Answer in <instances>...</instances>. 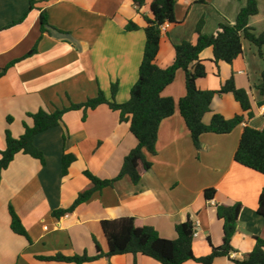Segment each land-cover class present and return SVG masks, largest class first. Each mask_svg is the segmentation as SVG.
<instances>
[{"label": "crops", "instance_id": "crops-1", "mask_svg": "<svg viewBox=\"0 0 264 264\" xmlns=\"http://www.w3.org/2000/svg\"><path fill=\"white\" fill-rule=\"evenodd\" d=\"M151 2L147 0L139 13L132 0H35L32 10L30 0H0V72L20 59L0 77V151L6 147V130L21 136L25 122L33 125L28 113L40 108L53 111L84 102L97 96L100 89L111 99L112 84H117L115 99L128 101L146 42L147 21L143 15L153 16ZM246 3L177 0V23L170 24L162 34L157 64L167 68L173 63L176 44L184 40L196 43V26L201 19L202 32L215 34L220 22L234 24ZM258 5L259 12L249 20L256 34L264 31V0H258ZM43 12L52 26L45 33L40 25ZM130 21L139 28L128 30ZM35 45L37 52L23 58ZM242 45V54L232 63H216L213 48H205L200 57L207 75L197 84L202 90H219L234 78L236 85L250 95L253 117L246 114V121L227 134L204 133L198 151L179 109V100L186 93L185 72L179 69L175 80L162 92L174 99L176 107L159 126L157 153H147L152 167L138 183L126 175L68 215L58 218L53 211L70 207L88 185L84 171L101 178L117 176L138 140L130 123L121 121L119 111L107 104L90 109L85 120L83 110L68 111L60 125L36 135L35 144L44 152L46 164L20 152L0 176V264H75L38 256L58 252L95 255V238L107 252L102 221L120 217H135L168 239H176V226L191 219L199 231L193 242L194 253L196 257L206 256L212 249L210 242L214 246L223 244L224 221L217 215V206L237 202L243 208L232 240V258L246 259L256 244L255 237L264 238V217L257 211L264 174L236 162L234 155L246 125L264 127V104H260L262 97L257 89L264 56L245 37ZM215 113L233 118L244 111L232 93H222L214 97L212 111L204 116V122L210 123ZM64 152L77 157L66 175L62 173ZM207 188L217 190L209 201L204 196ZM10 206L22 219L29 237L12 230ZM232 258L220 256L213 264H235ZM83 264L161 263L140 253H127ZM183 264L202 263L188 260Z\"/></svg>", "mask_w": 264, "mask_h": 264}, {"label": "trees", "instance_id": "trees-1", "mask_svg": "<svg viewBox=\"0 0 264 264\" xmlns=\"http://www.w3.org/2000/svg\"><path fill=\"white\" fill-rule=\"evenodd\" d=\"M132 1L137 11L141 13L147 0ZM176 3L177 0H152L151 11L153 16L143 15L147 21V26L144 28L146 42L139 66V75L130 91L128 101L120 103L115 99L117 84H112L111 99H108L104 91L100 89L97 96L88 98L84 102L71 103L69 106L56 108L53 111L40 108L36 112L28 113L33 119V125L30 126L25 122V131L21 136L15 137L10 129L6 130V147L0 151V176L3 170L8 168L14 160L16 154L20 152L39 159L45 165L44 152L35 144V137L39 133L60 125L66 112L83 110V119L85 120L90 109H95L101 104H107L111 109L119 111L121 121L130 123V130L137 138L138 144L126 155L120 172L113 178H101L89 170H85L84 174L89 179L88 185L79 192L70 207L56 209L53 211V215L59 218L74 212L78 205L90 200L96 192L114 186L119 179L126 175L130 176L134 183H138L144 173L153 165L147 157V153H157L156 143L161 122L175 112L174 99L163 96L162 92L175 80L179 69L185 72L186 87L185 95L179 100V109L198 151L202 147L201 136L204 133L227 134L246 121V114L253 117L250 95L246 89L239 88L236 85L234 78L228 79L219 90H202L198 87L197 81L207 75V66L200 57L201 52L207 47L213 48L216 63L220 61L232 63L242 54V39L245 37L256 44L260 55L264 56V31L256 34L249 24L250 17L259 12L258 0H247L246 5L240 9L235 23L220 22L215 34L206 35L202 32L204 19H201L196 26V43L184 40L176 44L173 63L167 68H162L156 62L163 34L161 26L165 22L177 23ZM34 7L35 0H30V10ZM24 17L15 23L22 21ZM40 25L42 33L50 31L49 26L51 24L45 12L40 16ZM138 28L139 26L133 21L127 24L128 30ZM37 50L38 47L35 45L23 58L35 54ZM19 60L6 66L0 72V77ZM257 89L262 97L260 104H264V70ZM222 93H232L242 106L244 114L226 118L222 114L215 113L210 123H205L204 116L212 111L214 97ZM8 121H12V118L9 117ZM66 139L67 135H64V141ZM76 158L73 153H63V175L68 173L70 165ZM234 159L236 162L264 174V127L255 128L250 125L244 127ZM216 193L215 188H207L204 191V196L209 201L216 196ZM242 208L243 205L240 202L217 206V215L224 221L223 244L214 246L210 242L211 252L202 257H196L194 253L193 233L195 224L191 219L176 226V239H168L162 237L154 227L139 223L135 217H120L102 221V228L109 244L107 252L103 251L100 243L95 238L98 251L95 255H89L85 252L68 256L58 252L54 255L38 257L47 261L83 264L105 256L111 257L127 253L137 255L140 253L155 259L161 264H183L188 260H195L202 264H213L214 260L220 256L232 258L231 254L234 251L232 240L238 230ZM257 211L259 215L264 217V188L259 197ZM10 214L12 230L17 234L29 237L22 219L13 206H10ZM255 238L256 244L249 256L243 260L232 258L235 264H264V238L259 236Z\"/></svg>", "mask_w": 264, "mask_h": 264}, {"label": "built area", "instance_id": "built-area-1", "mask_svg": "<svg viewBox=\"0 0 264 264\" xmlns=\"http://www.w3.org/2000/svg\"><path fill=\"white\" fill-rule=\"evenodd\" d=\"M169 25H170L169 22H165V23L161 26V30H162V32L166 31V30L168 29ZM198 235H199V231H198V229H197V224L195 223V230H194L193 236H194V238H196V237H198ZM231 256H232V254H231Z\"/></svg>", "mask_w": 264, "mask_h": 264}]
</instances>
